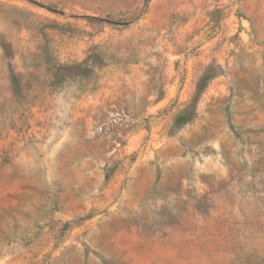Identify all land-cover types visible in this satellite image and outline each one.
<instances>
[{"label": "rangeland", "instance_id": "obj_1", "mask_svg": "<svg viewBox=\"0 0 264 264\" xmlns=\"http://www.w3.org/2000/svg\"><path fill=\"white\" fill-rule=\"evenodd\" d=\"M0 264H264V0H0Z\"/></svg>", "mask_w": 264, "mask_h": 264}]
</instances>
